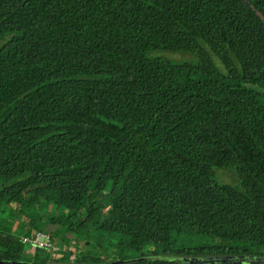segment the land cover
Returning a JSON list of instances; mask_svg holds the SVG:
<instances>
[{
    "label": "trees",
    "instance_id": "1",
    "mask_svg": "<svg viewBox=\"0 0 264 264\" xmlns=\"http://www.w3.org/2000/svg\"><path fill=\"white\" fill-rule=\"evenodd\" d=\"M51 202L77 241L118 236V256L25 241ZM1 203L0 260L178 264L122 254L175 236L220 243L177 258L264 246V0H0Z\"/></svg>",
    "mask_w": 264,
    "mask_h": 264
},
{
    "label": "rangeland",
    "instance_id": "2",
    "mask_svg": "<svg viewBox=\"0 0 264 264\" xmlns=\"http://www.w3.org/2000/svg\"><path fill=\"white\" fill-rule=\"evenodd\" d=\"M160 54L173 59L190 58L189 54L183 53L160 52ZM214 172V176L218 178V180L227 182L233 186L239 185L235 170L232 167H218L214 169ZM121 188L122 184L119 183L115 188V192L119 194ZM12 212L10 206H7L5 203L0 204V219H3L4 223L7 224L5 221L9 222L8 218H11L10 216H12ZM37 213L43 215L41 222L38 225L39 228L43 231L52 233L55 238H58V243L60 242L63 246L67 247L70 242L74 243L72 240H75V244L70 245L75 253L86 251L91 255L99 254V256L107 258L118 256V249L116 246L118 236H109L106 232L92 231L91 233H87V235H80L78 237L80 240L77 241L76 235L72 231H67V225L62 224V222L59 221L61 220L60 216L65 214V210L62 206H57L55 202L46 204V206ZM54 217L58 219L56 222L50 220V218ZM12 225L14 226L15 232L19 235L27 234V228H22L17 219L12 221ZM85 242L88 243L87 247H85ZM208 243L210 245H220L219 241L215 239L207 241L199 238L175 236L172 238V242L169 246L162 244H146L141 247L140 252H134L123 247L124 252L122 254L131 256L130 259H134L142 255L161 257L162 253H167L168 256L174 258L178 264H264V246L249 247L247 245L235 244V246L242 251L241 254H232L225 257L211 256L206 258H177L174 254L176 250L182 248L197 247ZM231 245L233 246L234 244L226 243L222 246L230 247ZM72 256H74V254Z\"/></svg>",
    "mask_w": 264,
    "mask_h": 264
},
{
    "label": "built area",
    "instance_id": "3",
    "mask_svg": "<svg viewBox=\"0 0 264 264\" xmlns=\"http://www.w3.org/2000/svg\"><path fill=\"white\" fill-rule=\"evenodd\" d=\"M25 241H29L34 245L38 246H50L51 245V235L46 231H38L33 236H24ZM57 248V245H54Z\"/></svg>",
    "mask_w": 264,
    "mask_h": 264
},
{
    "label": "water",
    "instance_id": "4",
    "mask_svg": "<svg viewBox=\"0 0 264 264\" xmlns=\"http://www.w3.org/2000/svg\"><path fill=\"white\" fill-rule=\"evenodd\" d=\"M153 257L154 256H141L138 258L130 259V261H141L145 259H151ZM119 262H122V261H119ZM0 264H34V263L25 261V260H18V259H11V260L3 259V260H0Z\"/></svg>",
    "mask_w": 264,
    "mask_h": 264
}]
</instances>
